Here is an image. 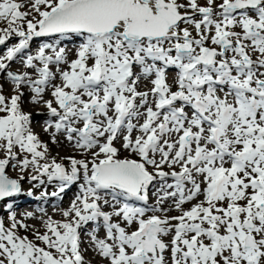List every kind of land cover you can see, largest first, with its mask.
<instances>
[{"label":"snow or ice","instance_id":"snow-or-ice-1","mask_svg":"<svg viewBox=\"0 0 264 264\" xmlns=\"http://www.w3.org/2000/svg\"><path fill=\"white\" fill-rule=\"evenodd\" d=\"M0 25V264H90L89 224L106 264H264V0H0ZM29 171L82 181L42 232L9 202Z\"/></svg>","mask_w":264,"mask_h":264},{"label":"bare ground","instance_id":"bare-ground-1","mask_svg":"<svg viewBox=\"0 0 264 264\" xmlns=\"http://www.w3.org/2000/svg\"><path fill=\"white\" fill-rule=\"evenodd\" d=\"M0 27H2V25H0ZM44 38L45 37L34 38V40L32 42H30L29 48L27 50H25V55H27V54L35 55L37 53L38 47L41 46L43 43H48V41L50 40L49 38H46V40H40V41L38 40V39H44ZM14 40L16 41L17 39H12L10 42H8L7 47H10V46H12V44L17 42V41L13 42ZM34 48H36V50L32 51ZM4 51H6V47L0 46V53H5ZM49 54H51V53H49ZM10 70L14 71V72L30 71L28 69H25L22 66V59L21 58H17L15 61L12 62ZM34 75H33V78H36ZM0 82H1V84L2 83L4 84L5 89L6 88L9 90L12 89V85L9 82H6V80L3 78V76H0ZM30 96H31V93L29 92L28 89H26L25 90V96L23 98L24 99V107L26 108V110H25L26 112H29L32 114V121H33L32 127H33L34 131L36 133H38L39 136L42 135V133H47L50 135L49 132L44 131L45 121L50 118L49 116H44L45 112H47V109L45 108V106L42 103L41 104H35V105L32 104L30 101ZM45 99H51V96L49 93L45 94ZM58 140H59V143L54 144V145L58 146V149H56L52 152L54 157H60V156L62 157L64 154H68L70 152L69 148H72V146L70 144H68L62 136H59ZM117 146L119 147V145H117ZM125 155H127V153L122 151V156H125ZM8 174L10 175L11 178H18L20 175V173L18 171H12L11 169L8 170ZM33 174L34 173L29 171L28 173L24 174L25 178H24V180L21 181L25 190H27L26 194L21 193L20 195L14 197L15 201L12 198L9 202L14 204V209L17 212L18 218L21 217L25 212H32L34 214V217H35L34 219L38 222H40V218L42 216H44L45 219L48 216H51L54 220L58 221L61 218V217H59L60 214L69 207L70 203L75 198V195L78 194L79 184L81 183V181H78L75 184L69 185L67 187V189L61 193V192H59L60 182L59 181H52L51 183H49V182L47 183L46 180H44V178H47L46 176L41 177V179L44 180V183L47 186L44 185V183H43V184H40L36 188L35 183L38 182L39 180H37V181L30 180V176ZM35 188H36V190H35ZM29 191H30L31 195L27 194ZM46 191H47V193H46L47 195H44V197L47 200L54 199L51 202L52 204L50 202H48V204L44 207L38 206L37 205L38 202L36 201V197L39 196L41 194V192H46ZM54 192L58 193V195L53 196L52 193H54ZM34 193H36L37 196L32 195ZM154 198L155 197L153 196L152 199H154ZM18 199H19V201H18ZM25 208H28V210H24ZM106 209H108V207H105V210ZM45 213H46V215H45ZM40 215H42V216H40ZM0 217H4V213H0ZM34 219H31V220H34ZM61 220H63V218H61ZM27 222L30 223L31 221L28 220ZM93 226H95V225H93ZM91 229L92 228L82 229L81 233H83V232L85 233L86 231H91ZM101 230H102V228L99 230L98 233H100ZM98 237L104 238L103 236H100V235H98ZM81 239L83 241L82 247L84 248L85 242H84L82 237H81ZM85 249H88L86 254L94 253L96 258L99 257V256H97L95 251L92 252L93 250H91L89 248H85ZM85 259L88 260L90 262V264H106V262L102 258H100V261L93 259V258L89 260L85 256Z\"/></svg>","mask_w":264,"mask_h":264},{"label":"rangeland","instance_id":"rangeland-1","mask_svg":"<svg viewBox=\"0 0 264 264\" xmlns=\"http://www.w3.org/2000/svg\"><path fill=\"white\" fill-rule=\"evenodd\" d=\"M46 38H49L50 40L48 41V43H54V41L56 40V37H46ZM46 38H44L43 40H46ZM39 41L41 40V39H38ZM17 41V40H16ZM15 40L13 41V42H16ZM18 42V41H17ZM34 50H36V48H34L32 51H34ZM5 53H6V51H4ZM5 53H0V56H3ZM50 53V52H49ZM70 58H73V57H71L70 56ZM22 66H23V64H22ZM54 70V69H53ZM34 75V74H33ZM35 76V75H34ZM57 83L59 82V79L57 78V81H56ZM0 84H1V82H0ZM3 84V83H2ZM4 85V84H3ZM7 89V88H6ZM5 89V87H4V91H5V94H7L8 92H10L11 90H9V89H7L6 90ZM26 90V89H25ZM50 94V93H49ZM24 110H26V108L24 107ZM44 116H48V113L47 112H45V114H44ZM39 136V135H38ZM40 137V139L44 142V143H46V144H48V146H49V149H50V156L51 157H54L53 156V151L54 150H56V149H58V146H56V145H54V143L52 142V140H51V137H50V135L49 134H47V133H42V135H40L39 136ZM63 137V136H62ZM59 138V137H58ZM69 153L68 154H64L62 157L60 156V157H55L57 160H58V162H61V163H64L65 164V166L67 167V165H68V161L66 160V159H64L65 157H69V156H75V157H77V158H81L80 157V153H78L76 150L74 151V149L73 148H69ZM72 152V153H71ZM52 154V155H51ZM10 176V175H9ZM44 180H46V182L48 183L49 181H48V179L47 178H44ZM43 180V181H44ZM52 182V181H51ZM51 182H49V183H51ZM81 183H82V181H81ZM21 184H22V182H21ZM36 184H38V185H40L41 183L38 181V182H36L35 183V186H36ZM44 185H46L45 183H44ZM47 186V185H46ZM26 191L27 190H25L24 192H25V194H26ZM30 192V191H29ZM29 192L27 193V194H29ZM41 193H47V191L46 192H41ZM77 195V194H76ZM75 195V196H76ZM150 203H155V198L154 199H152V200H150ZM3 204H4V202H0V208H1V210L2 211H0V213H4V219L7 221V214L5 213V211H4V208H3ZM1 205H2V207H1ZM187 207V206H186ZM24 210H28V208H25ZM112 209L111 208H108V209H106L105 211H111ZM171 214H173V215H176V214H178V213H175V212H173V213H171ZM40 216H42V215H40ZM59 217H61V218H63V216H62V213L60 214V216ZM61 218L58 220V221H60L61 220ZM31 222H30V224H32L33 223V225H35V227L36 228H38V229H40V231L42 232L44 229H43V226H42V224H41V222H38V221H36L35 219L34 220H30ZM39 223V224H38ZM92 225V226H91ZM89 227H94L93 226V224H89L88 226H87V228L86 229H90ZM98 235H100V236H103L104 237V230L102 229L101 231H100V233H98ZM81 237L83 238V240H84V248H89V249H91V250H93L91 247H90V237L88 236V235H86L84 232L83 233H81ZM86 240V241H85ZM88 245V246H87ZM92 252H94V250L92 251ZM94 253H90V254H86L85 253V256H86V258L87 259H96V260H98V261H100V258L99 257H95V254L93 255ZM93 256V257H92ZM98 256V255H97ZM92 257V258H91Z\"/></svg>","mask_w":264,"mask_h":264}]
</instances>
